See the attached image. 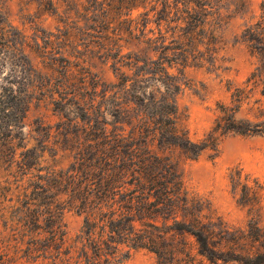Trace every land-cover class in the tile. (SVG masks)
I'll return each instance as SVG.
<instances>
[{
  "label": "trees",
  "instance_id": "trees-1",
  "mask_svg": "<svg viewBox=\"0 0 264 264\" xmlns=\"http://www.w3.org/2000/svg\"><path fill=\"white\" fill-rule=\"evenodd\" d=\"M85 2L88 6L82 0L42 3L58 15L62 4L64 14L84 10L83 30L97 34L96 55L112 63L114 82L50 51L41 54L49 59L44 69L51 73L43 75L23 36L5 30L7 18L0 8V54L13 51L9 58L0 56L10 66L9 77L0 78L6 81L0 84V160L15 163L20 174L0 182V264H124L139 251L152 254L154 264H264V186L242 169L229 172L230 192L247 207L248 217L244 226L233 227L208 198L186 188L176 157L196 161L207 151L216 156L229 136L264 135L261 100L252 101L256 94L264 98V0L257 20L246 24L239 37L258 65L241 85L227 84L230 101L216 104L213 123L199 142L189 137L178 103L183 69L189 61L215 66L217 41L205 26L210 18L220 20L224 9H244L246 1ZM148 6L138 20L131 18ZM114 10L129 17L127 39L119 28L107 33ZM151 23L158 27L157 37H150L156 35L148 28ZM163 23L173 32L168 45ZM126 48L133 50L124 53ZM173 69L180 76L171 74ZM34 94L47 95L65 121L55 134L41 124L34 130L37 146L27 149L14 141L24 139ZM244 108L252 118L241 117ZM51 137L71 158L67 168L42 166ZM19 148L25 151L17 157ZM67 211L82 219L73 236Z\"/></svg>",
  "mask_w": 264,
  "mask_h": 264
},
{
  "label": "rangeland",
  "instance_id": "rangeland-1",
  "mask_svg": "<svg viewBox=\"0 0 264 264\" xmlns=\"http://www.w3.org/2000/svg\"><path fill=\"white\" fill-rule=\"evenodd\" d=\"M43 1H0V8L5 12L7 18V24L4 25L5 30L11 31V33L17 32L23 36L27 53L35 68L43 75H51L49 71L44 69L49 59L43 58L41 55L44 51H50L53 54L58 53L56 54L58 58L64 56L75 64L81 63L85 68H90L93 73L98 74L107 83L114 82L115 75L111 69L112 63L102 60L101 54L96 55L100 50L96 42H101L96 37L97 34L91 30H83L86 29L84 10L81 8L78 12L75 8L71 14H64L67 7L62 4L64 6L60 8L58 15L53 11H47L43 6ZM245 1L244 9L240 11H234L233 7L228 10L224 9L220 20L210 18L205 26V29L210 30L216 37L217 58L219 60L215 66L206 62L191 63L189 61L183 69L184 79L178 96V103L186 115L185 126L189 137L195 142H199L211 127L216 116V104L229 103L230 93L227 91V84L241 85L258 65L257 56L250 53L247 46L240 42L239 37L246 24L257 20L260 13L259 7L263 0ZM82 2L88 6L85 0ZM151 7L148 6L146 10L142 7L136 9L131 18L138 20L140 15L149 11ZM153 15L151 13L150 16L153 18ZM67 16L70 17L69 20ZM127 19L129 17L125 16L124 13L121 14L114 10L108 20L110 30L107 33L112 35V30L119 28L118 30L122 31V38L127 39L126 30L130 26ZM155 20L156 18H153V21ZM2 27L3 25L0 23V28ZM148 28L154 29L156 33L155 36L151 34L150 37L158 36L156 23H151ZM170 28L166 23L162 24V33L167 38V45L170 44L173 35ZM128 42L134 44L132 40H128ZM124 43L123 41L122 44ZM7 44L8 47L13 46L12 43ZM92 49L95 50L94 53H91L93 52ZM132 50L133 48H126L124 53ZM199 51L204 52V46H200ZM11 52L13 51H6L8 58L12 55ZM0 56L3 55L0 54ZM6 56L4 55L3 58H7ZM6 62V59L0 61L3 63L0 65V78L2 79L9 77L10 66L5 64ZM171 74L180 76L177 69L171 70ZM5 82V80H0V84H6ZM33 96L32 108L21 135L25 140L16 139L14 141L15 144L27 149L37 146L38 134L34 130L41 124L45 127H52V133L55 134L57 125L61 121H65L47 95L43 97L40 94H34ZM37 98L41 100L39 101ZM255 99L261 100L264 109V98L256 94L252 101ZM241 117L252 118L246 115L245 108ZM55 140L57 139L54 137L50 138L49 149L45 152V161L42 166L51 165L57 169L67 168L71 158L60 151L57 146H54ZM24 148H19L17 157L25 151ZM57 151H59L58 155H56ZM176 157L180 160L183 181L190 192L208 198L217 214L228 225L238 227L246 224L248 219L247 207L237 204L236 198L231 194L228 175L232 169L239 168L245 174L257 179L258 184L264 186V135L248 138L229 136L220 143L216 156L207 151L202 153L196 161H185L178 153H176ZM17 159L19 160V158ZM14 176L20 177L16 164L11 165L0 160V182L7 179L13 180ZM248 185L253 186L254 184L249 182ZM260 207V222L264 225V200ZM65 222L70 235L73 236L81 227L82 219L73 211H67ZM154 262L155 257L152 254L139 251L124 264H154Z\"/></svg>",
  "mask_w": 264,
  "mask_h": 264
}]
</instances>
